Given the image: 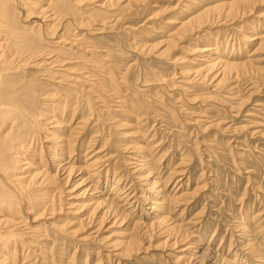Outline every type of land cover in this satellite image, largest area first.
Instances as JSON below:
<instances>
[{
	"label": "bare ground",
	"instance_id": "obj_1",
	"mask_svg": "<svg viewBox=\"0 0 264 264\" xmlns=\"http://www.w3.org/2000/svg\"><path fill=\"white\" fill-rule=\"evenodd\" d=\"M173 3L0 0V264H70L64 254L75 247L71 254L75 257L80 244L97 245V254L105 252L97 256L95 264L120 261L148 250L141 238L149 242L163 238L158 244H165L164 254L172 264H264L259 242L248 239L257 229L264 234L261 222L256 224L261 213L253 214L251 222L245 221L252 226L235 224L239 228L235 231H240L243 238L246 258L253 262L223 256L218 247L214 249L209 243H190L189 227H183L175 217L184 214L204 184L192 192L177 194V187L168 191L171 184L182 183L178 178L185 167L180 163L187 159V150L179 153L176 159L180 163L168 168L163 177L162 157L157 156L154 141L140 143L141 129L133 124L134 128L122 131L131 125L113 115L131 114L123 105L129 101L126 107L143 110L135 114V122L166 119L169 126L190 122L200 129L210 123L206 128L215 126L217 133H222L231 129L225 121L228 116L210 121L211 109L223 106L233 117L244 111L252 93H258L261 87L264 91V85H257L247 96L240 97L235 90L240 81L247 78L255 82L260 75L257 63L264 53V0ZM170 11L175 16L171 12L165 20L162 16ZM143 15L145 23H156L160 30L153 31L155 28L146 25L135 30L131 21ZM118 31H126L129 39L135 34L145 39L152 31L163 33L154 43L130 42L128 38L125 42L137 58L153 55L158 63L169 59L171 62H167L177 67L168 73L155 68L150 73L151 80L144 78L142 88L133 89L139 83L131 77V66L136 62L122 61L125 56ZM229 31L230 40L226 38ZM105 33H109L111 41L97 42V36ZM260 79L263 82L264 77ZM164 89L171 91L170 95ZM174 91L178 97L172 94ZM169 96L175 103L184 99L190 104L200 102L201 107L192 111L193 108H183L181 102L171 106L166 102ZM253 105L264 106L259 101ZM250 109L242 114L249 119L240 120L246 123L233 125L230 131L259 132L264 136L262 128H255L264 126L263 121L253 120L259 115ZM180 112L184 114L180 116ZM188 116L189 120L181 119ZM124 135H130L133 141H122L120 146L118 138ZM127 151L130 157L124 160L123 152ZM116 152L123 155L117 158ZM124 179L142 188L137 186V194L131 195L133 191L126 187ZM135 199L147 205L145 214L141 212L136 218ZM200 213L199 209L197 215ZM142 214L148 218L143 219ZM232 244L231 241L229 250Z\"/></svg>",
	"mask_w": 264,
	"mask_h": 264
},
{
	"label": "rangeland",
	"instance_id": "obj_2",
	"mask_svg": "<svg viewBox=\"0 0 264 264\" xmlns=\"http://www.w3.org/2000/svg\"><path fill=\"white\" fill-rule=\"evenodd\" d=\"M150 2H151V0H150ZM157 2H160V4H164V5L171 4V3H172V5H174L173 0H157ZM260 8H263V6H261ZM149 10H150V8L148 7L147 12ZM171 12L173 13L174 11H170L169 13H166L168 15L164 14L162 17H164L166 20L167 17L171 16V14H170ZM144 15L142 17L135 19V20H132V21L130 20L133 24V27L136 28L135 30L140 31L141 29L145 28V25H146V27L150 26L151 28H155V29H152L153 31L156 30L158 25L156 23H150V22H149L150 24L145 23L144 22V20H145ZM172 16H175L174 13L172 14ZM177 20H179V18ZM143 23H144V25H141ZM237 23H238V21H237ZM171 26L168 25V27H170V28H171ZM244 28H242V30ZM168 29L165 28L164 31H167ZM157 30H160V29H157ZM153 31L150 32V34H148V36L145 39H142V38L140 39V37L138 38V36H140V34L136 35L135 33L134 34L136 36L134 35V37H133V35H131V39H129L130 35L128 33H126V31H124V32L118 31V33L120 35V40L122 43L121 44L122 48L121 47L120 48L122 50V53L124 54L123 56H125V59H122V61H124V62L128 61L129 64L136 62L135 64H133V66H131V74H132L131 77L134 78L135 82H139V83L134 84L133 89L142 88L140 86V82H142L144 80V78L151 80L152 76L150 73L153 71V69L154 70H155V68L161 69L165 73L167 71L172 72L173 69L175 67H177L175 64H171V63L169 64L168 62H171V61H169V59H166V60L163 59V61L161 60L163 62V63L161 62L162 64L158 63L157 61L159 59H156L153 55H151V57H148V58L147 57H143V58L138 57V58H140V61H139L136 53L129 51V49H132V48H130L128 46V44L125 42L126 38H128L130 40V42L131 41H133V42L137 41L138 42L139 40H143L142 41L143 44L154 43L155 39L156 38L160 39L161 37H159V36H162L163 33H161V32L156 33ZM227 34H226V38L230 40L229 37H231L232 33H230V31H229V32H227ZM101 36H105L107 38L103 37V39H104L103 40L101 38ZM101 36H97V37H100V39L96 40L97 42H99V40L102 43H107V42L111 41V40H109L110 38L108 37L109 33L108 34L105 33ZM132 38H134L135 40H133ZM236 39L238 42H240V45H241V41L239 40V38L237 37ZM200 45H202V44H200ZM177 55L180 56L181 52L179 51L177 53ZM261 58L262 59L257 63V65H259L260 70L263 72L259 71L260 75L256 78L258 80L252 79V80H256V81L255 82L251 81L252 82L251 83L250 82L251 79L245 78L244 79L245 81L244 80L240 81L238 86H237V84H235L237 82L233 83L234 86L235 85L237 86L235 90L238 89L237 92L239 93L240 97L247 96V94L250 93L255 88V86H257V85L263 86L264 85V80L262 82L260 79V76L264 77V53L261 56ZM164 61L165 62L168 61V62L166 64H164ZM167 64H169L171 66H169ZM173 65H175V66L172 68ZM147 66H149V67L147 68ZM140 67H142V68L140 69ZM139 69H140V71H139ZM140 72H141V74H140ZM143 89H144V87H143ZM164 90H166V89H164ZM166 91H168V90H166ZM167 93L170 95L171 91H168ZM172 94L176 95L175 97H178V95L175 91ZM145 97H147V96L145 95ZM171 97L172 96H169L168 98H166V100H167L166 102L168 104H170L171 106H173L174 104H175V106H178V105H181V103H183V108L184 107H188L189 109L193 108L192 111H196L197 108L201 107V104H199L200 102H197L199 106L197 105V103L190 104L191 102H186V101H185L186 102L185 103L184 99H181L179 102L175 103V102H173ZM250 97H252V99L250 100V102H248L246 104L247 106L244 107V111H242L241 113H239L238 115H235L233 117L229 116L228 113H226L227 110L222 108L223 106H220V105L219 106H217V105L210 106V107H216L217 106L216 110L218 109L217 111L215 110V108L211 109L210 116L213 115V118H211L210 121L212 119H215V118L217 119L219 117L222 118L224 116H228L227 119L225 118V121L227 122V125L231 126L230 130H232L235 127L233 125H236V127H237V126H239V124L242 125L243 123L244 124L246 123V122H243L240 120L249 119V117L244 116L242 114H244L246 112V110L250 109V107H251L252 109H250V110H252V112L258 114L260 117V118L256 117L253 120L263 121L262 123H264V120H261L262 118H264V113H263L264 108H262L264 106H262V105L261 106H254L253 105L255 101H259L261 104L263 103V105H264L263 88L261 87L260 90L258 91V93H252ZM149 100H151V98H149ZM166 102H165V104H166ZM145 103L148 104L149 102L145 101ZM128 104H129V101L125 102L123 105H125L124 106L125 108L130 109L129 113H131V114H126L127 115L126 116L125 114L123 115V114L118 113V112H113L114 113L113 115H115V119L120 120L123 123L129 124V126L131 125L129 128L122 127V128H124V129H121L122 131H125L127 129L129 130L131 128H134L135 126H138V128L141 129L140 133H142V135L141 134H139V135L143 136V139H142V137H139V138H141L139 141L140 143H143L144 140H145V142H153L154 141L153 145L156 146L157 156L160 155L162 157V161L160 162V166H162V167L160 169H161V175H163V177L165 176L166 171H168L167 170L168 168L175 167V166H177V164L180 163L179 160L176 159L177 156L179 155V153L185 152L187 150L186 151V157H185L187 159L183 158L184 159V163H183L184 165L182 163H180L181 166L186 168V169L182 168V170H184V171H183V173H181L182 175L178 178V179H182V183L180 182L177 184H175V183L171 184L168 188V191L171 193V192H173L174 188L177 187L175 189V190H177V194L183 193V192H185V190L188 192H192L194 190V187L200 188L202 186V184H204V185L206 184L205 186L203 185L204 188L206 187L205 189L203 187H201L199 189L200 192L199 191L197 192L199 194H195L196 196H193L194 199L192 198V201H190L189 205H187L188 209H186L184 211L183 215L179 216L178 219L175 217V214L172 216V217H175L176 221L180 222L181 225L183 224L182 225L183 227H187V228L189 227L188 232L190 233V236L188 238V241L190 243L192 242V244L194 243L193 245L197 244V242L202 243L201 244L202 246H206L209 243L210 246L213 247L214 249H217V247H218L219 253H222L223 256H226L228 258L231 256H235V257L238 256L239 259L240 258L243 260L247 259L248 261L253 262V259H248V257L246 258V254L244 252L245 247H244V244L242 243L243 238L240 235L241 232L235 231V230L239 229L238 227H236L239 225H240V227H242L244 225H249V224H250V226H252V223L247 224L245 221H247V220L250 221L251 217H253V214H255V213H261L260 215H262V216L256 224L258 225L261 222L260 224H261L262 228H264L263 227V225H264V136L260 135L259 132H256L254 134H246L244 130H241L240 132L239 131L232 132L229 129L226 132L217 133V128L216 129L214 128L215 126L213 128H208V127H207L208 129L206 128V125H208L210 123H207L202 129H200L197 126L192 125L190 122H187L188 124L184 123L185 125H183V124H181V125L177 124L176 125L175 124L174 126H171V125L169 126L165 122L166 119H162L161 121H163V122H160L159 120L155 122L153 119L152 120H149V119L148 120H136V122H135V114L138 115V113L143 112V110H139V112H138V109H136L134 107L133 108L126 107ZM166 106H169V105H166ZM114 109H116V108H114ZM259 109H260L261 113H259V111H257ZM131 110H133V111H131ZM158 111H161L162 113H164V111H162L160 109H158ZM223 111H225V112H223ZM161 112H159L158 114H162ZM116 113H118L119 117L120 116H122V117L119 118ZM214 113H216V114H214ZM232 113L235 114L234 112H232ZM181 114H184V113L180 112V116H182ZM178 115H179V113H178ZM183 116H185V115H183ZM184 118L189 120L191 117H189V116L187 118L182 117L181 119H184ZM131 120H132V122H131ZM187 120H185V121H187ZM140 122L143 125H141ZM138 123H140V124H138ZM133 124H135V125H133ZM144 124L146 126L149 125L148 130L146 129V131H144V129L146 127ZM132 125L134 127H132ZM167 126H168V128H167ZM259 126L255 127V128H258V129L262 128L264 130V126H261V125H259ZM258 131H260V130H258ZM213 134H215V135H213ZM255 134H257V135H255ZM212 135L215 136V138ZM124 136L122 138L120 137L121 140L118 138V140L121 142H119L117 140L120 146L123 145L124 143L128 142L127 140H129V139L131 141H133L132 140L133 138L130 135H124ZM249 136H252V137H249ZM146 139L148 141H146ZM207 141L209 144L207 143ZM194 142H195V144H194ZM212 142H214L213 143L214 145L212 144L211 146H209L210 143H212ZM156 144L158 145V147ZM196 144H197V146H196ZM205 146H207V149H210L212 151V153H209V151L206 150ZM195 147H198L197 150H194ZM97 148L98 147L96 146L94 148V150ZM212 148H214V150H212ZM90 149H92V148H90ZM116 153H117V158L122 156L123 153H124L123 156H125L124 160H127V158L130 157V153L128 151L123 152V153H120V152H116ZM120 154H122V155H120ZM162 154L164 156H162ZM126 156H128V157H126ZM182 162H183V160H182ZM189 164H191V165H189ZM201 172H203V173H201ZM124 180H125L124 183H126V187H131L130 191L131 192L133 191L131 195H134V192H135V194H137V191L142 188L141 186H138L135 181H131L130 179H124ZM204 181H205V183H204ZM132 182H134V183H132ZM134 184L136 185V187ZM127 185H130V186H127ZM137 186L139 187V189L137 188ZM135 202H137V204L135 205L136 208L133 210L134 211L133 213L135 214V215H133L134 218L141 216V214H140L141 212L143 214H145V212L147 211L145 209L147 205H145V204L143 205V203H138L139 200H137V199H135ZM183 207H184V205H183ZM199 209L201 212H203V213H200V216L197 215V213L199 212ZM261 211H263V212H261ZM143 214H142L143 219L148 218L146 215H143ZM195 216H198V217H195ZM196 218L200 219V220H197ZM195 220H196V222H195ZM194 223H195V225H194ZM186 224H188V225H186ZM235 224H236V226H235ZM113 228L116 229L115 231L118 230L116 227H113ZM92 230L93 229H90V231H92ZM255 232H257V233H255ZM259 232H260V234H259ZM231 234H233V235H231ZM262 234H263L262 231H259V229H257L256 231H254V234L248 235V239L249 240L251 238L256 239V241L259 242V244H260V250L263 251L264 250V234L263 235ZM231 237H232V239H230ZM152 239L153 240H151L149 242L148 240L146 241V239L141 238L143 247H146V246L148 247V250L145 249V252H144V250H142L143 252L141 251V253H138V255L131 256L130 258L122 259L120 261H119V259H117L118 260L117 261L116 259L114 260V258H113L114 261H109V262L108 261L107 262L102 261L101 264H123V263L124 264H172L173 262L171 260L169 261L164 254L166 252L165 246H164L165 244L161 243V244H163L162 246H161V244L160 245L158 244V243H160L161 240L163 241V238H159L160 240L158 238H152ZM143 240H145V241H143ZM231 241L233 244L231 245L230 250H229V244ZM80 245H77L79 247L76 250L77 253L75 252L76 254H74V256H75V257H73L74 259L72 258L71 254H73V252L75 251V247H72L73 250H72V248H70L71 250L69 249L64 254L65 260L67 259V261H70V264H82V263L83 264H85V263L95 264L97 261V256H100L101 252L105 253L104 251L100 250L101 252H99L97 254V251L99 250V247H97V245L92 244V245H89L90 247H87L86 245H81V246ZM96 248H97V250H96ZM219 248H221V249H219ZM242 248H243V250H242L243 252L240 250ZM146 256H147V258H146ZM141 258H143V260ZM144 258H146V259H144ZM149 260H151V261H149Z\"/></svg>",
	"mask_w": 264,
	"mask_h": 264
}]
</instances>
